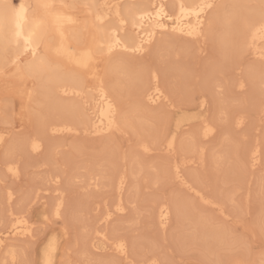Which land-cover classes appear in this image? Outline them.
<instances>
[{"label": "rangeland", "instance_id": "obj_1", "mask_svg": "<svg viewBox=\"0 0 264 264\" xmlns=\"http://www.w3.org/2000/svg\"><path fill=\"white\" fill-rule=\"evenodd\" d=\"M10 1L15 5L19 2ZM246 2L243 14L247 19L252 11L260 9V4L258 0ZM74 6L68 7V11L79 23L86 22L90 8L79 3ZM81 25L73 27L74 30L80 31ZM48 41L53 42L50 35ZM235 42L236 39L233 44L229 43L225 60H221L218 47L210 41L189 42L187 48L178 43L181 52L175 51L177 43L170 44L177 55L166 47L170 55L164 49L165 52L162 50L155 55L127 57L123 63L127 75L119 76L117 83L121 102L123 106L126 104L122 107L121 103V115L131 126L123 125L120 132L109 138H94L83 133L48 134L43 124L56 120L57 115L48 113L37 103L36 81L17 73L10 65L0 70V231L5 228L9 211H18L27 216L35 233L31 241L17 243L21 249L18 259L27 264H40L43 250L55 239L54 264H124L125 260L111 250L98 251L89 247V240L99 230L106 234L108 243L116 238L126 240L128 258L135 261L148 258L160 264H249L258 261L264 250V113L258 110L264 86L255 81L257 78L249 81L247 75L250 72L262 74L264 61L250 55L249 49L235 50ZM75 47L79 49L82 43L76 42ZM51 62L60 64L54 58ZM105 62V57L95 61L97 76L102 74ZM208 68H214V73L206 87L204 78ZM63 70L65 73L73 71L70 67ZM154 71L160 73V83L174 107L161 104L150 108L139 98L142 84L135 77L140 75L138 78L144 81ZM80 75L88 87L86 92H90L94 87L93 77L86 73ZM200 98L205 100V110L198 107ZM69 100L64 101H72ZM133 102H137L136 105ZM183 115L193 118L177 131V148L169 155L160 146L161 138L172 132L173 121ZM238 117L243 120L239 127L234 125ZM203 119L215 128L209 138L201 137ZM32 138H39L43 143L37 155L27 146ZM144 138L150 142L155 139L149 154L139 153L136 147ZM192 142L195 147L188 149L186 146ZM254 146L261 151L259 164L252 169L246 164V156ZM219 154L226 156L215 162L214 156ZM191 160L196 164H191ZM13 161L20 168L17 179L5 170L6 163ZM173 161L181 164L183 174L193 181L190 184L199 194L180 187L172 178ZM118 171L127 178L122 191L126 210L104 223L101 217L113 209L117 200L115 173ZM55 175L60 176L57 187L64 203L59 219L51 214L52 204L60 195L53 192L55 185L50 182ZM88 178L93 180L88 181ZM96 183L98 186L94 185ZM8 191L13 193L11 202L5 197ZM201 197L216 201L221 211L203 202ZM160 200L178 207L177 216L170 218L165 230L155 223V206ZM205 228L225 235L222 246L218 243L213 249L203 248L207 243L200 233Z\"/></svg>", "mask_w": 264, "mask_h": 264}, {"label": "bare ground", "instance_id": "obj_2", "mask_svg": "<svg viewBox=\"0 0 264 264\" xmlns=\"http://www.w3.org/2000/svg\"><path fill=\"white\" fill-rule=\"evenodd\" d=\"M246 1L247 0H19L16 4V10H19L20 4H24L26 6H34L38 3L57 5V8L51 13H46L43 10L40 12L43 19L42 30L47 39L45 46L41 47L39 50L40 56L33 60V56L30 51L25 54L24 43L25 39L34 29L33 21L36 15L35 9L31 7L25 8L23 16L19 20L20 27L17 28L15 11L11 8H4V5L12 4L11 1L0 0V20H3L5 23L3 32H0V70H2L5 66L10 65L17 73L33 78L36 81L34 93L37 98V103L44 106L48 113L50 112L51 114L53 113V115H57L56 120H51L43 124V128L48 134L77 135V133H83V135L94 138H102L105 136L110 137L112 134L120 132L123 125H126L127 127L131 126V124L128 123L127 118L122 117L121 115L120 109L122 102L120 87L117 83L119 76L127 75L128 70L123 65V63L127 61V57H144L147 53L155 55L157 52L164 49L166 50V47L168 50L171 49L169 45L171 44L173 46L174 43H177L178 46L175 51L177 50L176 52H178L180 50L181 52L179 44H182L183 46L186 44L188 45L189 42L200 44L210 41L214 42L218 47L220 51L219 53H221V60H225V58L227 59L226 52L229 49L230 40L233 39L234 42V39H236V42L233 45L236 46L234 47L235 50L238 48L249 49L251 51L250 55L256 57L257 60L259 59L264 61V8L261 7L262 0H258L260 9L258 11L256 10V12L252 11L247 19L243 14L245 3H247ZM77 3L87 5L90 8L89 16L86 22L79 23L78 20H76L68 11V7H60L61 5L74 6ZM204 5H213L214 7L201 8V6ZM80 24H82L80 31L76 29L74 30L73 27L76 25L80 26ZM17 31L22 33L18 41L19 47L13 43L9 47L8 55L6 57V41L15 40V33ZM48 35L53 38L52 43H49ZM78 41L82 43V47L79 49L75 47V43ZM233 42L230 44H233ZM187 45L184 47L187 48ZM169 51H167L168 54L170 53ZM175 51L173 52L175 53ZM17 53H19V55H17ZM175 55L177 54L175 53ZM100 57H105L106 64H104L105 66L102 70V74L97 76L94 69V63ZM53 58L57 59L60 64L52 63L51 59ZM172 61L174 62V60ZM126 64L127 63H125V65ZM65 67H70L73 71L71 73H65L63 72ZM262 69L263 68H261V70ZM74 71H77V73H74ZM206 71L204 79L207 87V83L210 82L213 77L214 68H208ZM82 73H86L94 79V87L90 89V92L88 93L86 92L88 87L80 75ZM142 74L144 73L142 72ZM159 74L160 73L154 71L150 73L149 76L145 77L146 79L144 81L141 79L142 77L140 79L138 78L140 75H138L137 78L135 77L138 83L141 82L142 84L140 93L138 94L139 98L142 103L144 102V104L150 108L161 104H168L170 108L174 107L169 100L166 89L160 83L161 76ZM247 77L249 78V81L250 79L252 80L257 78L255 81H258V84L264 86V71L259 75H255L250 72ZM128 81L130 80L128 79ZM241 84L242 83H240L239 86H241ZM66 98H70L72 101L69 100L71 102L66 103L64 101ZM200 100L198 107L201 110H205V100L203 98H200ZM133 103L136 105L137 102ZM124 106L122 103V107ZM195 109L198 110L197 108ZM148 110H146V112ZM258 110L261 113H264V97L260 101ZM153 113L155 112L153 111ZM139 115L140 112L138 116ZM155 115L156 114H154V116ZM48 118L46 116V119ZM192 118L193 117H186V115H183L173 121L172 132H168L163 138H161L162 141L160 146H162L164 150L163 152H167L169 155L174 153L177 148V131L185 122H189ZM241 118H235V126L239 127L242 125L243 120ZM205 121V119L201 121V124H203L201 137L209 138L214 134L215 128L207 124ZM146 128L149 127L146 126ZM146 128L144 127V130H146ZM135 130L136 129H134V131ZM34 137H36V135ZM154 141L155 139L151 142L146 139L141 140L140 142L138 141L139 143L136 147H138L139 153L149 154L152 151L151 143ZM27 146L33 155H37L42 151L43 143L39 138H32L28 141ZM186 147L188 149H192L195 146L192 142ZM260 151L261 150H259L258 146H254L248 151L246 164H248L250 168L253 169L259 164ZM226 153L228 154V152ZM223 156H221V154L214 156L215 162H218ZM123 159H125L124 156ZM190 163L192 164L194 161L192 162L191 160ZM172 164V178L178 182L180 187L193 190L195 194H199V192L193 188L194 186L192 187L190 184V182L193 181H190L187 174L186 176L183 174L181 164L176 163V161H173ZM5 170L14 179H17L20 176V168L14 163V161L7 162ZM102 177L103 176L101 175V178ZM126 179V175L123 172L118 171L115 173L117 200L113 205V209L111 211L106 210L107 212H105V214L101 217V220L104 221V223L110 221L114 214H124L126 209L124 206L125 204H123L125 200L122 201V191H124L125 183H127ZM59 180V175H55L54 178H50V182L55 185L53 190L54 193H59V189L57 187ZM92 180V178H88V181ZM97 184L98 183L94 185L96 186ZM5 197L8 202H11L13 199V193L8 191ZM201 200L209 205L218 207L219 211H221V206L215 203L216 201H207L203 199V197H201ZM63 206V198L60 194L56 197V201L52 204V217L59 219L61 217ZM177 213L178 207L176 204L160 200V202L156 203L155 206V223H157L160 228L164 229L170 218L173 216V218H175ZM7 215L8 218L5 222V228L0 231V260L4 259V252L6 251L4 248V242H7L9 247H15L17 249V258H19V251L21 249L17 243L20 241H31L35 234L33 224L29 221L26 215L18 211H9V214ZM200 234L202 238L206 240L207 245L203 247L204 249L206 248V250L208 247H212L213 249V247H216L218 243L223 242L225 239V235L223 233L212 229L209 230V228H205V231H202ZM94 240H97L98 243ZM108 241L109 240L106 237V234L103 231L98 230L94 232V236L89 240V247L98 251H104L106 249L111 250L115 255L120 256L125 260L124 264H160L157 260L149 258L145 261H135L129 259V256L127 255L129 243L127 244L126 240L123 238L113 239L109 243ZM56 249L57 242L55 239H52L51 243L41 254L40 264H54V253ZM8 259L11 261L12 257L9 256Z\"/></svg>", "mask_w": 264, "mask_h": 264}, {"label": "snow or ice", "instance_id": "obj_3", "mask_svg": "<svg viewBox=\"0 0 264 264\" xmlns=\"http://www.w3.org/2000/svg\"><path fill=\"white\" fill-rule=\"evenodd\" d=\"M26 7H31L35 9V19L33 21L34 23V29L30 32L29 36L25 39V43H24V51L25 54H27V52H31L32 56H33V60H35L37 57L40 56V48L45 46L46 44V35L44 34L43 30H42V24H43V19L40 15L41 10H43L46 13H51L52 11H54L57 8V5L55 4H49V3H38L34 6L32 5H24V4H20L19 5V10L17 9V6L15 5V3L10 4V5H4V8H11L15 11V16H16V27L19 28L20 24H19V20L21 19V17L23 16L24 10ZM60 7H75V6H69V5H61ZM212 8L214 7L213 5H204L201 6V8ZM262 8H264V0H262ZM6 19V18H5ZM4 26L5 23L3 20H0V32H3L4 30ZM22 35L21 32L17 31L15 33V40H7L6 41V46H5V56L7 57L8 55V50L9 47L15 43L17 47H19L18 41L20 36ZM17 55H19V53H17ZM264 194V193H262ZM262 230H264V223H262ZM4 248L6 249V251L4 252V259L0 260V264H27L26 261H22L20 259L17 258V249L15 247H9L7 242H4ZM11 256L12 259L11 261L8 259V257ZM249 264H264V250H262L261 255L258 259V261H251L249 262Z\"/></svg>", "mask_w": 264, "mask_h": 264}]
</instances>
